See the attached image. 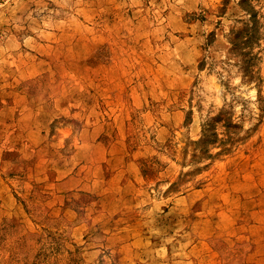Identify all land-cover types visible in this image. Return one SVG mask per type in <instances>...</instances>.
<instances>
[{"label":"rangeland","instance_id":"1","mask_svg":"<svg viewBox=\"0 0 264 264\" xmlns=\"http://www.w3.org/2000/svg\"><path fill=\"white\" fill-rule=\"evenodd\" d=\"M0 264H264V0H0Z\"/></svg>","mask_w":264,"mask_h":264}]
</instances>
